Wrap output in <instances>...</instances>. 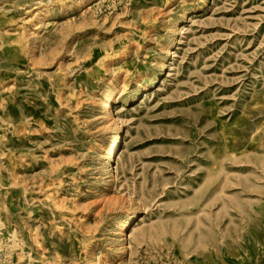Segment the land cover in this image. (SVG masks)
<instances>
[{"label": "rangeland", "instance_id": "374dc122", "mask_svg": "<svg viewBox=\"0 0 264 264\" xmlns=\"http://www.w3.org/2000/svg\"><path fill=\"white\" fill-rule=\"evenodd\" d=\"M0 264H264V0H0Z\"/></svg>", "mask_w": 264, "mask_h": 264}, {"label": "bare ground", "instance_id": "6f19581e", "mask_svg": "<svg viewBox=\"0 0 264 264\" xmlns=\"http://www.w3.org/2000/svg\"><path fill=\"white\" fill-rule=\"evenodd\" d=\"M163 74V71L159 74H157L156 78L154 79V84L159 80L160 76ZM148 89L141 88L137 91L134 98H132V101L137 100L139 97H141L145 91ZM117 84L115 82H111L108 89L105 91L104 96L98 101V107L100 109V112L103 115V118L107 122H113L116 119L115 110L113 109V103L116 100L117 97ZM123 134L122 129H118L113 135L110 137V139L106 142H104V155L106 156L108 166L111 165L112 162H116L117 159V151L119 149V146L122 142ZM139 212H135L132 214H129L125 220L118 226L117 232L119 233L118 236H125L127 235L128 231L131 229L133 223L138 219ZM127 241L124 240L123 247H126Z\"/></svg>", "mask_w": 264, "mask_h": 264}]
</instances>
